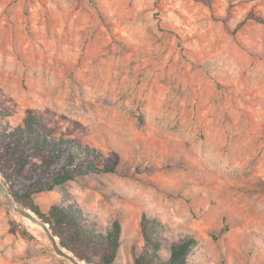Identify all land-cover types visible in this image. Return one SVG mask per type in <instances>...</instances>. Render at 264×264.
Returning a JSON list of instances; mask_svg holds the SVG:
<instances>
[{
  "label": "rangeland",
  "instance_id": "374dc122",
  "mask_svg": "<svg viewBox=\"0 0 264 264\" xmlns=\"http://www.w3.org/2000/svg\"><path fill=\"white\" fill-rule=\"evenodd\" d=\"M0 110L117 164L34 196L104 233L119 219L115 264L144 212L164 259L190 234L188 264H264V0H0ZM13 222L0 193V264H72Z\"/></svg>",
  "mask_w": 264,
  "mask_h": 264
},
{
  "label": "trees",
  "instance_id": "16d2710c",
  "mask_svg": "<svg viewBox=\"0 0 264 264\" xmlns=\"http://www.w3.org/2000/svg\"><path fill=\"white\" fill-rule=\"evenodd\" d=\"M9 113L0 110V116ZM41 127V120L32 112L13 127L0 120V171L11 194L17 202L48 222L60 243L81 261L115 264L122 245L119 219H115L104 233L85 218L76 203H55L44 211L34 196L52 191L78 176L114 172L117 164H101V153L97 149L77 144L64 136L56 138ZM140 227L144 244L139 252L135 251L134 264H188L189 256L199 245L195 235H183L171 244L170 256L164 259L160 250L166 224L144 212ZM18 231L35 239L25 224L19 229L13 222L10 232Z\"/></svg>",
  "mask_w": 264,
  "mask_h": 264
},
{
  "label": "water",
  "instance_id": "95a60500",
  "mask_svg": "<svg viewBox=\"0 0 264 264\" xmlns=\"http://www.w3.org/2000/svg\"><path fill=\"white\" fill-rule=\"evenodd\" d=\"M0 193L5 199L6 205L10 208L11 211L18 217H21L23 220H28L34 222L45 229V234L47 240L50 242L54 252L59 256L72 264H86L84 261H81L77 256H75L70 250L64 247L59 240V237L54 234L50 224L43 220L35 211L31 208L25 207L24 205L17 202L9 187L7 186L5 179L0 171Z\"/></svg>",
  "mask_w": 264,
  "mask_h": 264
},
{
  "label": "bare ground",
  "instance_id": "6f19581e",
  "mask_svg": "<svg viewBox=\"0 0 264 264\" xmlns=\"http://www.w3.org/2000/svg\"><path fill=\"white\" fill-rule=\"evenodd\" d=\"M25 222V224L27 225V227L33 232V233H36L38 236H40L41 238H44L46 239V234H45V229L34 223V222H31V221H28V220H23Z\"/></svg>",
  "mask_w": 264,
  "mask_h": 264
}]
</instances>
